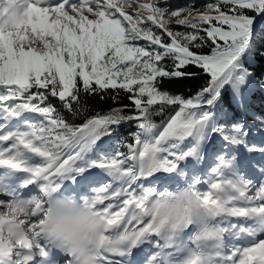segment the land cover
I'll list each match as a JSON object with an SVG mask.
<instances>
[{"label":"snow or ice","instance_id":"obj_1","mask_svg":"<svg viewBox=\"0 0 264 264\" xmlns=\"http://www.w3.org/2000/svg\"><path fill=\"white\" fill-rule=\"evenodd\" d=\"M257 91L264 0H0V264H264ZM53 194L99 251L49 237Z\"/></svg>","mask_w":264,"mask_h":264},{"label":"clouds","instance_id":"obj_2","mask_svg":"<svg viewBox=\"0 0 264 264\" xmlns=\"http://www.w3.org/2000/svg\"><path fill=\"white\" fill-rule=\"evenodd\" d=\"M45 231L72 253L73 245H97V251L104 245L98 237L106 229L104 222L96 217L94 208L78 202L74 196H55L50 199L46 209Z\"/></svg>","mask_w":264,"mask_h":264},{"label":"trees","instance_id":"obj_3","mask_svg":"<svg viewBox=\"0 0 264 264\" xmlns=\"http://www.w3.org/2000/svg\"><path fill=\"white\" fill-rule=\"evenodd\" d=\"M256 74L257 76H260L261 70L259 68L257 69ZM200 83H202V81L198 79H185L175 85H169L166 83L165 87H169L173 91L183 92L187 96L194 94L197 91ZM123 103L126 104L128 103V101L124 100ZM253 103L255 105L257 112L264 110V93L257 91L253 97ZM89 104L92 107L100 108V109H107L112 106L111 101H100L99 99H90ZM154 120L155 122L159 123L161 117L156 116L154 117ZM135 131H137V129L135 128L134 125H128L121 128V134L123 136H129L131 133H134Z\"/></svg>","mask_w":264,"mask_h":264},{"label":"rangeland","instance_id":"obj_4","mask_svg":"<svg viewBox=\"0 0 264 264\" xmlns=\"http://www.w3.org/2000/svg\"><path fill=\"white\" fill-rule=\"evenodd\" d=\"M173 2L175 5H180L183 4L185 0H173ZM198 2H203V0H198ZM0 198L7 199V197H0Z\"/></svg>","mask_w":264,"mask_h":264},{"label":"bare ground","instance_id":"obj_5","mask_svg":"<svg viewBox=\"0 0 264 264\" xmlns=\"http://www.w3.org/2000/svg\"><path fill=\"white\" fill-rule=\"evenodd\" d=\"M74 187V186H73Z\"/></svg>","mask_w":264,"mask_h":264}]
</instances>
